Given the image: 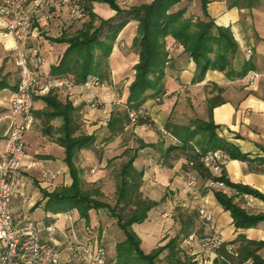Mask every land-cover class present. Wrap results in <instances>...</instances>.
<instances>
[{"label": "trees", "instance_id": "trees-1", "mask_svg": "<svg viewBox=\"0 0 264 264\" xmlns=\"http://www.w3.org/2000/svg\"><path fill=\"white\" fill-rule=\"evenodd\" d=\"M211 0H151L123 9L118 0H79L86 13L81 21L64 22L56 36H46L52 43L64 44L65 48L56 62L49 67L48 76L65 77L71 75L73 84L80 85L87 77H94L100 83L110 82L109 57L114 42L131 19L138 23L137 33L132 46L138 49V61L134 65V74L125 85L124 108L114 107L110 113L106 127L113 135L122 134L125 128L148 125L153 126L143 109L144 103L150 98H158L164 91L166 69L172 59L174 46H180L195 64L193 82H200L208 70L224 72L228 78L241 79L251 69L246 62L238 72L234 71L232 62L238 50V44L229 26H218L207 12ZM264 0H229L230 6L254 7ZM95 3L105 4L114 11L107 19L94 12ZM58 17L61 11L58 10ZM80 22L78 28H73ZM46 33L49 31H45ZM170 55V57H168ZM17 82L11 83L8 73L0 72V90H16ZM217 95L207 100V118H195L188 124L167 122L163 129L172 138V142L163 146V139L158 142L146 143L136 135L138 146L126 148L120 157L126 156L118 171L119 181L115 189L113 203L102 200L104 195L99 187L84 186L82 168L77 164L81 150H95L96 135L82 131L79 118L74 115V108L69 101L60 103L52 90L42 96L48 107L53 109L52 117L62 119L60 137L57 143L64 149V162L68 167L71 182L68 186L55 189L52 192L42 191L47 198L45 207L50 211L76 210L79 218L89 221L90 211L105 210L108 217L114 219L115 225L123 233L124 238L115 244L113 264H159V255L167 250V264H196L187 257L179 247V242L185 239L197 226V215L177 211L176 217L180 229L163 246L148 253L141 248V240L133 230L134 224H140L148 219V213L157 207L160 201L152 200L143 195V170L134 166L139 150L153 148L159 153L161 165L171 167L170 159L183 158L185 168L192 170L206 182L208 179L222 181L226 189L212 188L211 192L224 211H228L233 228L246 230L264 222V211L253 213L241 205L244 195H251L263 202L264 193L247 185L229 181L222 169L220 175L214 177L210 170L200 162V157L206 152L221 149L229 159L247 163L252 172L264 174V156L250 158L241 153L238 148L227 143L217 134V127L212 120V109L223 102L219 96L221 88L215 86ZM142 111V114L132 121L129 112ZM161 134V130L158 131ZM264 152V148H262ZM228 190V191H226ZM227 247H230L229 250ZM264 248L263 240L249 239L239 234L232 241L224 242L218 250V258L212 264H264L260 251Z\"/></svg>", "mask_w": 264, "mask_h": 264}, {"label": "crops", "instance_id": "crops-1", "mask_svg": "<svg viewBox=\"0 0 264 264\" xmlns=\"http://www.w3.org/2000/svg\"><path fill=\"white\" fill-rule=\"evenodd\" d=\"M150 1L118 0V4L121 8L128 9L131 6ZM228 2L229 0H211L207 5V12L216 25L231 28L238 44V50L232 62L234 71L239 73L243 65L249 62L251 69L247 74L256 72L260 76L254 80L253 84H248L246 76L241 79H232L228 78L224 72L208 70L202 81L194 83L192 80L195 74V64L187 54L183 53L181 47L176 45L173 49V57L166 69L163 93L157 98V103L155 102L156 98L146 100L143 109L150 120L154 122L153 127L159 131L167 122H170V112L174 110L183 90L205 88L208 90L207 101L218 94L214 90L217 86L222 89L219 96L223 100L221 104L212 109V120L218 125L217 134L250 158L263 157L264 2L261 1L251 8L230 6ZM93 9L95 13L105 19L114 15V11L105 4L95 3ZM59 16L61 17L55 18L49 32L45 33L47 36H56L62 29L61 19L63 16L61 14ZM137 26V21L130 19L119 32L108 60L110 69L108 84L103 87H94L91 90L83 88L80 84L76 85L70 93L64 90L54 93L60 103L71 102L74 115L79 118L81 129L87 134L92 133L97 136L98 130H102L103 125L106 126L111 111L119 104L118 101H121L120 97H125V85L132 78L133 67L138 61V49L132 46ZM0 29L3 28L0 26ZM0 35H2V31H0ZM31 37L36 36L34 34ZM44 41L46 49L42 73L48 75L50 65L56 62L65 45L52 43L46 39ZM119 89H122L121 96ZM11 93L12 91L9 89L0 90V153L5 149L6 133L11 122L20 119L9 108ZM93 96L101 101V105L98 108L90 109L89 103ZM51 112L53 109L47 106L42 96L34 98L33 122L31 128L24 133L25 157L22 168L16 173L19 184L10 206L16 221L25 219L33 221L39 229L40 239L52 241L57 246L60 256L59 264H78L73 258H69V255H72L70 252L73 250L69 249L67 242L69 239L79 238L82 225H86L84 219L79 218L76 210L50 211L46 209L47 198H44L42 194V191L49 193L60 187L68 186L71 182L68 167L64 162V149L56 141L60 137L62 119L59 116H50ZM171 123L182 124L177 121ZM137 127L143 131L147 129V125ZM139 138L146 143H153L152 141L147 142L142 136ZM96 143L95 150H81L78 154L77 164L81 168L85 163L89 165L96 158L95 153L98 148ZM98 154V158H101L100 162L110 158L107 148L100 150ZM148 157H150L149 160L145 162V165L141 164L139 169L143 170L141 190L152 200L160 201L162 197L164 198L163 202H160L148 213V225L156 220L157 216L166 217L170 213L171 216L173 214L175 216L179 210L188 215L196 214L197 205L204 202L212 214L214 230L220 233L224 242L232 241L239 234H244L249 239L264 241V222L254 228L236 231L232 226L229 212L224 211L217 204L211 189L206 188V182L201 176L198 175L199 183L201 182L205 188L200 189L202 190L201 199L194 200L183 188V179H186L184 174L189 176L188 174H191L192 170L184 167L178 171L175 164L166 167L161 165L158 160H153L151 156ZM247 167V163L244 161L229 159L224 169L229 181L247 185L264 193V174L249 171ZM241 205L253 213L264 211L263 202L251 195H244ZM97 213L101 214L102 211L92 210L89 216ZM108 219L110 217L105 212L106 222ZM49 224L55 227V230L50 234L45 229ZM194 231L200 234L211 233V230L201 225L198 220ZM136 233L143 241V235L139 232ZM184 247L186 253H198V247L195 244L184 242ZM260 254L264 258V248ZM198 256L199 254L196 258Z\"/></svg>", "mask_w": 264, "mask_h": 264}, {"label": "built area", "instance_id": "built-area-1", "mask_svg": "<svg viewBox=\"0 0 264 264\" xmlns=\"http://www.w3.org/2000/svg\"><path fill=\"white\" fill-rule=\"evenodd\" d=\"M61 11L64 22L81 21L86 13L79 0H0V26L11 36L13 43L22 42L27 33L37 36L41 32L49 31L57 11ZM17 50L16 65L20 70V77L16 90L9 98L11 112L20 117L13 120L6 133V145L0 153V264H59L60 256L57 246L52 241H42L36 223L25 219L16 221L12 215L10 202L19 184L16 173L23 166L25 155L24 133L31 128L33 122L32 111L34 98L44 96L52 90H64L70 93L76 84H73L71 75L65 77H50L42 73L45 60L42 55L32 49L24 54ZM170 57V55L168 56ZM260 75L250 72L246 75L247 83L253 84ZM94 77H87L81 86L87 90L94 87H103ZM101 101L93 96L89 103L90 109L100 107ZM133 121L142 111H130ZM163 134L167 132L161 128ZM229 161V156L221 149L206 152L200 157V162L216 177ZM92 172L94 169L91 170ZM185 191L194 199H201L197 187L198 176L193 173L188 176ZM205 186L209 189H226L222 181L210 178ZM197 219L201 225L208 227L211 233L200 235L189 233L184 242L195 244L198 247L196 264H212L218 258V250L224 245L220 233L214 230L212 214L204 202L196 208ZM50 234L55 230L51 224L45 227ZM69 249L76 251L79 259L85 264H107L106 252L102 247L90 249V243L77 238L68 240ZM229 250L230 247H227Z\"/></svg>", "mask_w": 264, "mask_h": 264}, {"label": "rangeland", "instance_id": "rangeland-1", "mask_svg": "<svg viewBox=\"0 0 264 264\" xmlns=\"http://www.w3.org/2000/svg\"><path fill=\"white\" fill-rule=\"evenodd\" d=\"M79 26L80 22H76L73 28L75 29ZM0 31H2V35H0V72L2 74L8 73L9 80L12 84L16 82L18 83L20 70L16 65L17 50L15 49V47H17L18 50L24 54V56L29 50L36 49L44 58L46 49L44 40L47 36L45 34L46 32H41L36 37H31V35L27 33L26 38L22 42L15 44L12 42V38L10 35H5L7 33L4 29H0ZM181 93L182 94H180V99L174 107V110L170 112V123L177 121L182 124H188L195 118H198V120L206 119L208 108L206 98L208 95V90L201 87L193 89L190 88L187 90H183ZM119 95H122V89H119ZM120 99L121 101H118L119 104H117L115 107L122 109L124 108V98L120 97ZM155 102H158L157 98ZM155 128L156 127L147 125L146 131H143L137 126L132 127V124H130V126L125 128L124 133L113 135L111 139H108L111 134L106 129V126L103 125L102 130H98V135L96 136V144L98 146L95 153L96 158L93 159L92 162L89 163V165L85 163L84 167H82L84 186L86 188H91L93 186L99 187L104 194L101 199L112 204L115 199L116 185L119 181L118 171L121 167V163L127 158L126 156L120 157V154L122 153L121 151L124 148L134 149L138 146V143L133 136L136 135L138 138L139 136H142L147 142H158L160 139H163L164 147L173 141L172 138L167 134H159ZM104 148L108 149L110 158L105 159L103 162H100L101 158H98V152H100V150H104ZM156 151L157 150L153 148H143L141 149V151L139 150L138 156L134 161L135 167L137 169H140L141 164L145 165V162L150 158L148 156H151L155 161L158 160L160 156ZM170 162L171 164H175L178 167V171L182 168L184 169L185 160L183 158L176 160L170 159ZM92 169H94L93 172L91 171ZM193 173L194 172H192L191 174ZM191 174L188 175L190 176ZM184 177H186V179H183V188H185V184L189 178L185 174ZM197 187L199 188V190L205 188V186L201 182L199 183V179L197 182ZM200 194H202V190L200 191ZM143 195L146 196L144 193ZM100 211H102L101 214L97 213L96 215L93 214L89 216V221L87 223L85 222L86 225H82L81 231H79L80 236L78 240L90 243V249L93 251L99 247H102L106 252L107 264H113L115 257L114 243L123 239L124 236L121 230L118 229L115 225L114 219L110 218L108 219V222H106V211L103 209H101ZM148 224L149 222L145 221L143 223L133 225V230L143 235L141 248L145 253L163 246L171 237L177 234L180 229V224L177 218H174V214L171 216V213L166 217L160 218V216H157L156 220L152 221L150 225ZM142 229L144 230L142 231ZM193 232L198 233L197 231ZM147 234L148 236H146ZM80 238H82L83 240ZM184 240L185 239H182L179 242L180 249L187 257L191 258V261H195V259H198L196 258L198 253H186L184 251ZM72 252H70L72 255H69V258H73L74 261L78 262V264H85L79 259L76 251L73 250ZM167 254L168 251L165 250L159 255V264H167L165 260V256Z\"/></svg>", "mask_w": 264, "mask_h": 264}]
</instances>
